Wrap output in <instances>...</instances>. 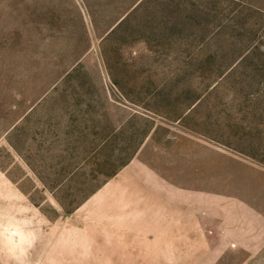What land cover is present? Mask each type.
<instances>
[{"label":"rangeland","instance_id":"1","mask_svg":"<svg viewBox=\"0 0 264 264\" xmlns=\"http://www.w3.org/2000/svg\"><path fill=\"white\" fill-rule=\"evenodd\" d=\"M0 264H264V0H0Z\"/></svg>","mask_w":264,"mask_h":264}]
</instances>
